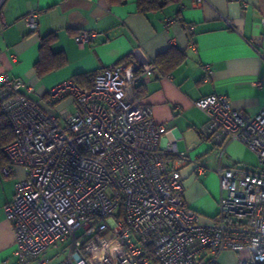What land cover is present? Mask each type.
Wrapping results in <instances>:
<instances>
[{
	"label": "built area",
	"instance_id": "obj_1",
	"mask_svg": "<svg viewBox=\"0 0 264 264\" xmlns=\"http://www.w3.org/2000/svg\"><path fill=\"white\" fill-rule=\"evenodd\" d=\"M37 17L31 11L26 25L38 28ZM98 36L82 30L75 40L83 48ZM139 83L114 64L90 86L67 79L34 99L33 86L0 74V101L15 133L1 170L16 178L5 212L18 260L59 246L58 261L39 264H219L229 251L247 253L237 264H264V107L249 115L221 93L195 102L207 116L200 133L219 147L220 159L231 140L258 159V170L219 163V210L204 221L186 204L180 167L172 165L187 153L175 143L160 147L167 126L136 100ZM65 99L76 107L62 117L56 105Z\"/></svg>",
	"mask_w": 264,
	"mask_h": 264
},
{
	"label": "crops",
	"instance_id": "obj_2",
	"mask_svg": "<svg viewBox=\"0 0 264 264\" xmlns=\"http://www.w3.org/2000/svg\"><path fill=\"white\" fill-rule=\"evenodd\" d=\"M33 10L38 11L36 29L25 22ZM263 18L264 0H206L203 4L176 0L149 14L138 11L136 0L113 5L107 0H4L0 74L8 71L33 86L34 99L45 98L51 87L76 74L114 64L123 66L127 78L138 76L147 90L142 101L152 107L155 120L167 126L160 147L175 143L187 153L186 161L172 164L180 167L185 202L207 221L217 215L222 194L216 171L219 163L253 170L251 154L255 153L243 142L231 140L220 159L219 147L200 133L207 116L195 102L221 93L234 109L249 115L264 107V83H257L264 82ZM82 30H96L99 36L82 48L75 40ZM52 32L57 35L52 49L64 51L67 63L39 77L35 64L41 39ZM172 48L183 51L185 58L163 73L156 58ZM75 107L65 99L57 102L56 111L64 117ZM16 174L23 176L24 170L18 167ZM15 184L16 178L5 177L0 167V264H37L34 258L21 263L15 254V234L5 212ZM229 254L234 252L225 253Z\"/></svg>",
	"mask_w": 264,
	"mask_h": 264
},
{
	"label": "trees",
	"instance_id": "obj_3",
	"mask_svg": "<svg viewBox=\"0 0 264 264\" xmlns=\"http://www.w3.org/2000/svg\"><path fill=\"white\" fill-rule=\"evenodd\" d=\"M110 4H125L129 0H107ZM176 0H136L138 11L140 13L149 14L165 9L173 4ZM1 12V7H0ZM78 34V33H77ZM57 38L56 33L52 32L45 35L41 39L40 44V58L35 64L36 73L42 77L56 69L66 65L67 57L64 51H53L52 44L54 39ZM185 58V53L179 49L172 48L165 53H161L156 58V66L163 73L171 72L177 65H179ZM127 57L123 58L125 61ZM99 71H88L76 74L73 78L78 84L83 86H90ZM147 93L143 85L136 87V100L143 102L142 99ZM15 139L13 126L9 116L3 109L0 101V167L9 164V159L5 153V147Z\"/></svg>",
	"mask_w": 264,
	"mask_h": 264
},
{
	"label": "rangeland",
	"instance_id": "obj_4",
	"mask_svg": "<svg viewBox=\"0 0 264 264\" xmlns=\"http://www.w3.org/2000/svg\"><path fill=\"white\" fill-rule=\"evenodd\" d=\"M251 162L252 165L254 166L253 170H258V159L255 155L251 154ZM218 210H219V200H218ZM80 233V232H79ZM60 250L59 246H53L51 248H49L42 256L41 258L37 259V264H39V262L41 260L44 259H49L52 262H56L58 261L61 256L58 255V252ZM247 255V253L245 252H241V253H234V254H229V255H221L219 257V263L220 264H237L239 259L241 258H245Z\"/></svg>",
	"mask_w": 264,
	"mask_h": 264
},
{
	"label": "water",
	"instance_id": "obj_5",
	"mask_svg": "<svg viewBox=\"0 0 264 264\" xmlns=\"http://www.w3.org/2000/svg\"><path fill=\"white\" fill-rule=\"evenodd\" d=\"M2 3H3V0H0V7H1Z\"/></svg>",
	"mask_w": 264,
	"mask_h": 264
}]
</instances>
